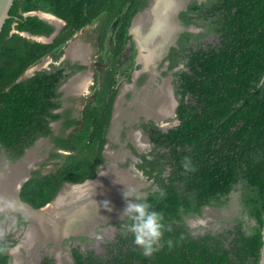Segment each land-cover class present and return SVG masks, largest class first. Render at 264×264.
Listing matches in <instances>:
<instances>
[{"label":"trees","instance_id":"16d2710c","mask_svg":"<svg viewBox=\"0 0 264 264\" xmlns=\"http://www.w3.org/2000/svg\"><path fill=\"white\" fill-rule=\"evenodd\" d=\"M214 3L210 25L220 34V43L189 55L187 66L192 73L181 75L180 87L183 96L191 98L188 102L181 99L180 125L160 134L156 141V146L172 150V172L167 178L155 176L161 190L146 200L172 230L165 231L163 246L152 257L143 255L130 233L119 237L111 258L74 249L73 264H259L264 224V87L255 85L264 77V0ZM127 5L133 6L132 15L139 0L13 2L10 18L0 32V149L21 156L36 139L51 133L48 122L60 117L53 111L60 106L57 89L64 78L62 69L38 72L20 82L17 79L43 57L59 51L99 15L107 12L110 22ZM34 9L67 21L50 44L11 34L16 17L20 32L48 36L54 31L38 17L21 13ZM128 21H121L120 36L125 35ZM110 106L105 103L102 112L89 108L81 131L76 128L68 138H57L58 145L69 151L64 163L47 175L34 173L22 188L23 198L34 209L54 200L65 183H80L96 175L104 159ZM183 157L191 158L195 172L185 171ZM158 169L161 173L164 167ZM152 171L145 169L153 177ZM232 193L238 194L249 223L237 221L233 229L219 234L191 235L183 215L200 214L205 205L226 206ZM9 261L8 253L0 255V264ZM42 264L53 261L46 257Z\"/></svg>","mask_w":264,"mask_h":264},{"label":"flooded vegetation","instance_id":"af4514ba","mask_svg":"<svg viewBox=\"0 0 264 264\" xmlns=\"http://www.w3.org/2000/svg\"><path fill=\"white\" fill-rule=\"evenodd\" d=\"M214 2L139 0L132 15L133 6L127 5L123 13L110 22L109 14L102 13L59 49L61 54L57 63L52 65L49 60L57 55L52 52L17 79L20 82L38 72L56 69H62L64 76L57 89L60 106L53 111L60 117L48 122L51 133L40 136L18 157L14 150L0 149V196L22 205L7 219L0 214V229L8 232V264L18 263L12 252L18 245L26 253L24 264H42L46 257L53 264H73L74 249L83 253L94 251L101 258L112 257L110 251L119 243V237L130 234L126 228L130 221L126 217L120 218L122 212L117 214L121 205L126 206L123 198L126 186L137 188L148 198L161 190L155 176L159 174L167 178L171 175L172 150L156 146V141L161 138L160 134L180 125L181 99L184 97L188 102L191 98L189 94L183 96L180 87L181 75L192 73L187 66L189 55L220 43V34L210 25ZM21 13L24 17H38L54 27L48 36L20 32L16 28V17L11 34L19 33L31 41L50 44L67 25L66 20L49 11L34 9ZM122 16L130 18L129 21L121 19ZM121 21H128L124 37L120 36ZM40 37L51 40L46 42ZM98 62L105 65L101 73L97 69ZM129 62L132 67L128 70L126 65ZM105 103L111 105L110 117L104 136V159L97 166L96 175L80 183H65L57 195L67 186L73 189L74 186L81 188L91 184L95 188L81 200L79 196L82 195L70 191L68 198H79L81 202L57 221L55 231H48L52 232L50 236L38 238L31 224L32 206L23 198L22 188L34 173L47 175L60 168L69 151L58 145L57 138H68L76 128L81 131L88 109L102 112ZM158 167H164V170L160 173ZM150 168L153 177L145 172ZM104 201L110 202L112 211L105 208ZM210 211L215 214L216 223L208 221ZM201 218L204 220L200 221ZM182 219L194 237L233 229L237 221L249 223L237 193L231 194L226 206L205 205L200 214L183 215ZM29 239L35 241L30 245L31 249ZM32 248H37L39 253L35 255ZM60 249L66 251L67 261L61 260Z\"/></svg>","mask_w":264,"mask_h":264},{"label":"clouds","instance_id":"9594fccd","mask_svg":"<svg viewBox=\"0 0 264 264\" xmlns=\"http://www.w3.org/2000/svg\"><path fill=\"white\" fill-rule=\"evenodd\" d=\"M262 87H264V77H261L255 85V88ZM182 167L189 172L197 170L196 166L191 163L190 157L182 158ZM123 198L126 207L123 209L120 218L123 220L126 217L130 221L126 228L128 232L132 233L136 247L142 250L145 257H152L163 246L165 231L170 232L172 229L164 223V218L160 212L152 210V206L147 202L145 195L137 188L126 186ZM103 205L108 211H112L110 202L104 201ZM21 208L22 205L18 206L15 200L0 196V214L5 219L16 214ZM7 237V230L0 229V255L9 252ZM168 243L171 245V241Z\"/></svg>","mask_w":264,"mask_h":264},{"label":"rangeland","instance_id":"374dc122","mask_svg":"<svg viewBox=\"0 0 264 264\" xmlns=\"http://www.w3.org/2000/svg\"><path fill=\"white\" fill-rule=\"evenodd\" d=\"M99 30V28L97 29V30H95L96 32ZM59 54H61L60 53V51H57V55H55V58H50L49 60H50V62H52V65L53 64H55V63H57L58 61H59V59H57L58 58V55ZM48 60V61H49ZM98 64H100V66H98L97 67V69H98V71L101 73L102 72V70L105 68V65H103L101 62H98ZM104 64H107V62H105ZM51 65V66H52ZM50 66V65H49ZM131 67H132V63L131 62H129L127 65H126V68H128V70H129V68L131 69ZM93 68H95V67H93ZM99 73V74H100ZM91 95V94H90ZM89 95V96H90ZM72 190V188H71V186H67L66 188H64L63 189V191L59 194V195H57V202H60V201H64L65 199H67L68 197H70V191ZM69 199V198H68ZM67 199V200H68ZM126 206L125 205H121L120 206V208H118V210H117V214L118 213H121L122 211H123V209L125 208ZM51 207H48V209H50ZM117 208V207H116ZM101 212V211H100ZM213 211H210V213H208L209 215L207 216L208 217V221H210V223L212 222H215V214L214 213H212ZM45 214H46V212H42V213H35V212H31V219H32V225H33V227H34V229L36 230V236L38 237V238H45V237H47V236H50L49 235V233L50 232H48L49 230H52V231H54L53 229H55L54 227H52V226H58V222H47V220L45 219V218H43L44 216H45ZM42 215H43V217H42ZM99 216V215H98ZM35 217V218H34ZM40 217V218H39ZM37 218V219H36ZM41 220V221H40ZM204 219H200V221H203ZM98 221V220H97ZM99 221H102L101 219H99ZM2 223H4L3 221H1ZM40 223V224H39ZM46 223V224H45ZM216 223V222H215ZM42 224V225H41ZM48 224V225H47ZM53 224V225H52ZM4 225V224H3ZM48 226V227H47ZM37 229H36V228ZM44 227V228H43ZM43 228V229H42ZM46 228V229H45ZM42 229V230H41ZM221 229V228H220ZM48 230V231H47ZM44 231V232H43ZM45 231H46V233H45ZM42 232V234H39V233H41ZM44 233V234H43ZM30 243V244H29ZM28 244L29 245H31V244H34V242H33V240L32 239H30V242H28ZM94 245V244H93ZM95 246V245H94ZM102 246V245H101ZM100 246V247H101ZM20 247V245H18V246H15V248H13L12 249V252L14 253V258H16V260H17V264H24L23 263V261H26V253L24 252V250H22V249H20L19 248ZM29 249V248H28ZM30 249H31V247H30ZM37 248H32V251H33V253L36 255V254H38L39 252H37ZM59 250V249H58ZM61 250V249H60ZM29 252V251H28ZM58 253L59 254H61V257H63V259H61V260H63V261H67L68 259H69V257H68V255H67V253H66V251L63 249V250H61V251H58ZM30 254V253H29ZM65 257V258H64Z\"/></svg>","mask_w":264,"mask_h":264},{"label":"bare ground","instance_id":"6f19581e","mask_svg":"<svg viewBox=\"0 0 264 264\" xmlns=\"http://www.w3.org/2000/svg\"><path fill=\"white\" fill-rule=\"evenodd\" d=\"M51 22H53V21H51ZM60 25V24H59ZM140 25V24H139ZM146 46V45H145ZM147 47V46H146ZM75 48V47H74ZM73 49V48H72ZM87 76V75H86ZM165 102V101H164ZM167 107V106H166ZM164 111V110H163ZM166 111V110H165ZM159 112V111H158ZM3 177V176H2ZM12 177V176H11ZM11 179V178H10ZM6 180V179H5ZM8 180V179H7ZM11 181H13V180H11ZM3 182V181H2ZM8 183H11V182H9L8 181ZM97 183V182H96ZM1 186H3L2 184H1ZM11 186H12V183H11ZM10 186V187H11ZM14 186V185H13ZM12 186V187H13ZM12 187H11V189H12ZM95 188V186L94 185H91V184H86L85 186H83V187H81V188H79V187H77V186H74V188L71 190L72 192L71 193H73V194H77V195H82V196H79V198H80V200H81V198L82 197H85V196H88L90 193H92V192H90V191H92L93 189ZM0 191H1V189H0ZM4 191H7V190H4ZM7 195V194H6ZM2 196V195H1ZM79 198H71V199H69V200H64V201H60V202H57V203H55L54 205H51V208L49 209V210H47L46 211V214H45V216L43 217V215H42V217L43 218H45L46 220H47V222L49 221V222H57L59 219H61L62 217H63V215L64 214H67L70 210H71V208H74L75 206H77V204L78 203H80L81 201L80 200H78ZM68 199V198H67ZM35 218V217H34ZM40 218V217H39ZM37 219V218H36ZM41 221V220H40ZM40 224V223H39ZM46 224V223H45ZM42 225V224H41ZM48 225V224H47ZM53 225V224H52ZM48 227V226H47ZM52 227H54L55 228V226H52ZM36 228V227H35ZM44 228V227H43ZM42 228V229H43ZM37 229V228H36ZM41 229V230H42ZM46 229V228H45ZM65 229V228H64ZM54 230V229H53ZM48 231V230H47ZM55 231V230H54ZM61 231V230H60ZM44 232V231H43ZM53 232V231H52ZM51 232V233H52ZM45 233H46V231H45ZM50 233V234H51ZM55 233V232H54ZM39 234H42V232L41 233H39ZM44 234V233H43ZM49 234V235H50ZM28 237V235L26 236V238ZM29 238V237H28ZM27 238V239H28ZM49 239V238H48ZM30 240V239H29ZM26 242V241H25ZM28 242V241H27ZM30 242V241H29ZM33 242H35V241H33ZM23 244H26V243H23ZM30 244V243H29ZM29 247H30V245H29Z\"/></svg>","mask_w":264,"mask_h":264},{"label":"water","instance_id":"95a60500","mask_svg":"<svg viewBox=\"0 0 264 264\" xmlns=\"http://www.w3.org/2000/svg\"><path fill=\"white\" fill-rule=\"evenodd\" d=\"M13 2H14V0H0V32L3 28V25L5 24L6 20L8 18H10L9 11L13 5ZM25 35H27V34H25ZM53 37H54V35L52 36V38ZM40 38L45 39L44 41H46V42L51 40V38L50 39H47L44 37H40ZM55 203H57V197H55L54 200H52L50 203H48L46 206H44L40 209H34L31 207V212H35V213H39V212L42 213L43 211L46 212L47 210H49L48 207H51V205H54ZM263 219H264V216H263ZM262 241H263V245H262L261 252H260L261 256H260L259 264H264V224L262 227Z\"/></svg>","mask_w":264,"mask_h":264}]
</instances>
